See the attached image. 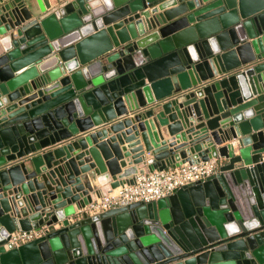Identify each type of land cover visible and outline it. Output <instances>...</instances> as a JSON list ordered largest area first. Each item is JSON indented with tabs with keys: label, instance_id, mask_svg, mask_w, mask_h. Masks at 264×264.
Masks as SVG:
<instances>
[{
	"label": "water",
	"instance_id": "95a60500",
	"mask_svg": "<svg viewBox=\"0 0 264 264\" xmlns=\"http://www.w3.org/2000/svg\"><path fill=\"white\" fill-rule=\"evenodd\" d=\"M215 157L166 197L84 210ZM35 262L264 264V0H0V264Z\"/></svg>",
	"mask_w": 264,
	"mask_h": 264
},
{
	"label": "built area",
	"instance_id": "2783aa9c",
	"mask_svg": "<svg viewBox=\"0 0 264 264\" xmlns=\"http://www.w3.org/2000/svg\"><path fill=\"white\" fill-rule=\"evenodd\" d=\"M220 159L215 157L199 163H184L165 170L148 171L137 175L133 184H125L106 196L98 197L84 208L90 213H98L113 208L127 206L134 202H152L166 197L176 190L204 181L220 171ZM47 226L31 231H15L10 234L7 245L15 248L33 241L46 233Z\"/></svg>",
	"mask_w": 264,
	"mask_h": 264
},
{
	"label": "crops",
	"instance_id": "0c3cea01",
	"mask_svg": "<svg viewBox=\"0 0 264 264\" xmlns=\"http://www.w3.org/2000/svg\"><path fill=\"white\" fill-rule=\"evenodd\" d=\"M29 243H31V241L28 242V243H25L24 245H27V244H29ZM36 255H37V253H36V251H35L33 248H27V249H24V255H23L24 259H26V260H28V261H31V260L34 261V259L37 258ZM33 261H32V262H33ZM38 262H39V261H38ZM38 262H35V264H38Z\"/></svg>",
	"mask_w": 264,
	"mask_h": 264
}]
</instances>
